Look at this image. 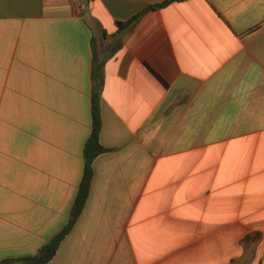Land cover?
Wrapping results in <instances>:
<instances>
[{
	"label": "crops",
	"instance_id": "obj_1",
	"mask_svg": "<svg viewBox=\"0 0 264 264\" xmlns=\"http://www.w3.org/2000/svg\"><path fill=\"white\" fill-rule=\"evenodd\" d=\"M0 0V264H264V0ZM21 264V262H18Z\"/></svg>",
	"mask_w": 264,
	"mask_h": 264
},
{
	"label": "trees",
	"instance_id": "obj_2",
	"mask_svg": "<svg viewBox=\"0 0 264 264\" xmlns=\"http://www.w3.org/2000/svg\"><path fill=\"white\" fill-rule=\"evenodd\" d=\"M87 3H90L92 0H86ZM185 0H165L163 3L152 5L151 7L147 8L145 11L141 12L140 14L136 15L133 19L126 23H118L119 30L124 31V29L128 28L132 25L139 17H141L144 13L148 10H154L158 8L166 7L169 4L174 2H180ZM92 110H93V130L92 134L87 141L84 149V160H85V167H84V175L80 184L79 192L73 206V210L70 216V221L65 226L64 230L51 239L48 243L39 250L38 254L34 257H30L24 259L21 264H47L49 263L53 257L55 256L61 242L66 235L71 231L74 224L76 223L77 219L79 218L80 214L83 211V208L86 204L87 198L90 193L91 184L93 180V163L95 159L106 151V149L102 146L100 142V133L102 129V118H101V109H100V94L98 92L94 93L93 102H92ZM17 261H6L2 264H18Z\"/></svg>",
	"mask_w": 264,
	"mask_h": 264
}]
</instances>
